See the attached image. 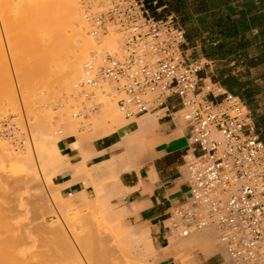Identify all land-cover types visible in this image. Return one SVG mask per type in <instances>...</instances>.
I'll use <instances>...</instances> for the list:
<instances>
[{"label":"built area","instance_id":"obj_1","mask_svg":"<svg viewBox=\"0 0 264 264\" xmlns=\"http://www.w3.org/2000/svg\"><path fill=\"white\" fill-rule=\"evenodd\" d=\"M165 8L154 15L149 0H81L90 35L113 29L122 37L116 51L100 50L84 64L73 88L89 104L80 103L72 117L100 106L91 97L105 85L124 119L178 114L188 129L189 191L164 221L166 241L213 228L231 262L264 264V144L241 100L200 77L209 62H187L185 32L174 15H161ZM171 99L179 102L175 112ZM16 133L0 118V138ZM15 144L25 147L21 138Z\"/></svg>","mask_w":264,"mask_h":264},{"label":"rangeland","instance_id":"obj_2","mask_svg":"<svg viewBox=\"0 0 264 264\" xmlns=\"http://www.w3.org/2000/svg\"><path fill=\"white\" fill-rule=\"evenodd\" d=\"M72 1H76V10L66 12L63 17L73 15L77 17L78 22L72 26L73 28L66 27V29L84 32L87 37H91L89 24L83 18L81 11V0H64V5L69 6ZM35 2L36 0H0V118L8 119L17 127V133L12 138H0V218L5 214H10L7 219L10 221H7L8 224L4 228L6 240L0 242V245L3 248L9 247V249L10 246L13 248L17 245L20 246L21 259L24 255L23 262L27 259L29 264L32 261L29 259H33L32 255H30L32 258L28 257L29 254L36 255V259L34 258L33 261L37 262L32 261L31 264H39L43 256L50 257V255L48 256L51 252L49 249L54 245L53 248L61 250L65 255L61 259L64 263L60 262L59 264H69L70 262L73 264H91L92 262L99 264L100 261V264H121L118 260L122 261V264H153L157 250L154 246L153 236L149 233L153 244V252H151L148 249L149 242L146 236L136 237L122 230L139 229L140 226L132 224L126 218L123 219L118 214V208L110 202L119 193L116 177H114L117 173L116 167L112 166V162H104L91 167L87 166L85 161V165L82 162L74 165L66 164L60 155V153L64 154L61 151L60 143L71 140L76 142V147H82L95 139L104 137L105 132L109 129L108 125L97 124L95 126V122L101 116L109 113L110 108L118 113L123 125L135 120L143 121L149 117L156 119V116L147 114L139 118L124 119L116 108V99L112 100L111 97L103 95L100 90H97L94 91L91 100L99 102L101 105L87 112L86 115L82 114L73 118L72 114L78 112L80 103L89 104L77 93L73 85L72 89L63 87L61 78L59 76L54 78L55 73H53L52 78L50 75L49 78H47L48 75L46 76V83L51 84V91L47 89L48 84L47 88L44 86V82H42L43 85L35 86L36 80L46 73V69L49 70L48 66L51 65V69L57 64L55 62V66H52L50 58L48 59L44 54L50 50L65 52L80 45V41H78L80 38L77 41L71 38L72 40L69 39L61 45L49 42L62 30L59 28L52 30L46 23L41 24L40 20L31 18V7ZM162 13L161 15H163ZM153 14L156 15V13ZM55 16H57V12L52 10L49 17ZM100 35V40H102V36L106 40L96 44L97 47L100 46L101 50H107V46L115 39L118 41H116L117 48L119 47L122 35L117 34L113 29H110L107 34ZM92 59L89 57L84 64ZM55 61L57 60L55 59ZM11 67L15 69L13 72ZM104 88L110 91L109 94L111 93V88L108 85L102 87V89ZM59 121H62L60 123L63 125L57 128L55 124ZM111 135H117L120 138L117 133ZM20 138L25 141L23 149L18 148L15 144V141ZM119 146L118 148L124 151L126 146L122 142ZM76 149L80 151V148ZM67 160L66 158L65 161ZM78 164L80 165L78 166ZM66 168L71 170L74 181L78 182L82 189L77 193L62 197L58 189L54 187L52 180ZM36 216L37 218H35ZM119 222L122 229H119ZM56 223L59 224V230H57L56 225L58 226V224ZM32 233H35V236ZM90 233L92 236L89 235ZM196 234L201 236L207 234L206 237H211L212 243L216 244L217 233L213 228L203 229L191 236ZM101 239L104 241L102 242ZM187 239L189 238L177 241L169 239V248L173 246L175 251L179 250L178 247ZM42 242L43 244H41ZM107 244L109 245L107 246ZM37 245L38 247H36ZM42 245L45 248L48 247V250H45ZM43 248L45 251L42 250ZM100 250L104 252L99 253ZM112 252L115 254L114 256ZM89 254H95V257H91ZM107 255H109L110 261L108 258L104 260ZM64 258H68L70 262L66 263L68 260H64ZM92 258L95 261L91 260ZM113 260H117V263Z\"/></svg>","mask_w":264,"mask_h":264},{"label":"crops","instance_id":"obj_3","mask_svg":"<svg viewBox=\"0 0 264 264\" xmlns=\"http://www.w3.org/2000/svg\"><path fill=\"white\" fill-rule=\"evenodd\" d=\"M159 1L166 7L162 14L174 15L185 32L187 62L199 58L209 62L200 77L216 82L241 100L264 144V0ZM169 106L175 112L179 108L178 100L171 99ZM138 139L141 150L132 152L129 157L132 161L128 166L131 167L125 164H129L125 157L127 145L124 151L117 148L109 156L111 149L122 141L117 135L95 139L82 147H76V142L71 140L61 142L64 154L58 146L57 149L69 165L85 160L91 167L114 159L111 161L117 170L116 185L121 194L110 202L118 208L123 219L140 226L139 229L124 230L119 222V229L136 237L146 236L151 252L153 244L149 233L153 236L157 249L153 264H234L217 241L212 243L211 237L190 235L176 251L173 246L169 248L166 241L164 221L171 209L185 200L189 191L184 168L188 129L179 115L156 117L155 124L141 132ZM52 182L62 197L82 189L69 168Z\"/></svg>","mask_w":264,"mask_h":264},{"label":"bare ground","instance_id":"obj_4","mask_svg":"<svg viewBox=\"0 0 264 264\" xmlns=\"http://www.w3.org/2000/svg\"><path fill=\"white\" fill-rule=\"evenodd\" d=\"M76 8H77V5H76V1H72L70 4H69V6H65L64 5V0H36V2L32 5V7H31V12H30V16H31V18H36V19H38V20H40V23L41 24H44V23H46L47 24V26L49 27V28H51L52 30H55L56 28H59L60 30H62L61 31V33L58 35V36H56V37H54V38H52V40L50 41L49 40V42H51V43H55V44H59V45H61V44H63V43H65V42H67L69 39H71V38H73L74 40H76L77 41V39L78 38H80V39H78V41H80V45H77V46H74L72 49H69V51H62V50H50V51H48L46 54H44V56H46L48 59H49V61L51 62V63H53L52 64V66L54 65L55 66V62H57V64H56V67H54V68H51L50 69V67H51V65L50 66H48L49 67V70H50V72H48L49 70L48 69H46L45 71H46V73H43V76L42 77H40V78H38L37 80H36V84H35V86H40L41 84H42V82H44L43 84H45L44 86L46 87L47 86V84H48V82L46 83V76L48 75V77L47 78H49V75H50V78H52V76L51 75H53V73H55V75H53V77L55 78L56 76H59L61 79H60V81H61V83H62V86L64 87V86H66L67 88L68 87H70L71 89H72V87L74 86V84L76 83V80H78V77L80 76V74H81V71H82V65L84 64V62L86 61V59H88L89 57H91V58H94V57H96L98 54H99V52H100V46L99 47H97L98 45H96L97 43L99 44L100 42H104V41H106L105 40V38L103 39L102 37H101V39L102 40H100V34H97V35H91V37L89 36V37H87L86 36V33H84V32H74V30L73 29H71V30H67L66 29V27H72L75 23H77L78 22V19H77V17L76 16H73V15H68V16H65V17H63V14H65L66 12L68 13V12H73L74 10H76ZM52 10H54V11H56L57 12V16H55V17H49V14H50V12H52ZM80 21V20H79ZM85 23V22H84ZM81 24H82V22L80 23V26H81ZM85 25H86V23H85ZM83 26V25H82ZM86 27V26H85ZM73 28V27H72ZM87 28V27H86ZM80 30V29H79ZM78 30V31H79ZM110 37H111V35H110ZM91 38H93V39H91ZM72 40V39H71ZM117 40L115 39L114 41H112L111 43H110V45H108L107 46V51L108 52H114L115 50H116V48H117V42H116ZM75 43V42H74ZM77 43H79V42H77ZM54 44V45H55ZM71 46V45H70ZM116 47V48H115ZM68 48H69V46H68ZM67 48V49H68ZM102 48V47H101ZM54 51V52H53ZM52 52H53V54H52ZM49 56V57H48ZM52 56H53V58H55L57 61H55V59H53L52 58ZM53 59V61H51ZM12 69V72L15 70L14 69V67H11ZM38 69V68H37ZM53 69V70H52ZM56 71H55V70ZM39 71H40V69H39ZM53 71V72H52ZM55 71V72H54ZM10 73V72H9ZM8 73V74H9ZM49 73V74H48ZM50 73H52V74H50ZM45 78V80L43 81V79ZM42 79V80H41ZM38 81H39V83H38ZM39 84V85H38ZM42 84V85H43ZM50 85L51 84H48V88L47 89H50V91H51V87H50ZM73 85V86H72ZM69 88V89H70ZM100 92H101V94H103V95H108L109 94V92L110 91H108V89L107 88H104V89H102V90H100ZM49 94H50V92H49ZM3 106V105H2ZM1 108V107H0ZM60 119V118H59ZM63 119V118H62ZM62 119H60V120H62ZM99 120V121H98ZM96 122H95V126H97V124L98 125H100V126H107L108 125V127H109V129L105 132V136H109V135H111V134H114V133H117V134H119V136H120V138H121V142L123 143V145H127V147H128V150H125V151H128V152H126L127 153V155L125 156L126 158L128 157V160L126 161V162H129L130 160H129V157H131L132 156V152H136L137 150L138 151H140L139 150V139H138V136L140 135V133L141 132H144V131H146V130H148L152 125H154L155 124V119H153V118H151V117H149L148 119H146V120H143V121H141L140 119V121H131L130 123H128V124H124L123 125V123H122V120L120 119V116L118 115V113L116 112V111H113V109L112 108H110L109 109V113H107V114H105V115H103V116H101L99 119H98ZM60 122H62V121H59V123L57 124H55L56 126H57V128L58 127H60V125L62 126L63 125V123H60ZM54 125V126H55ZM53 126V127H54ZM55 126V127H56ZM104 136V137H105ZM120 143V142H119ZM118 144H117V146L115 145V147H116V149L118 148ZM114 147V146H113ZM115 147H114V149L112 148L111 149V151H110V154H109V156L111 157L112 155H113V151L115 150ZM120 147V146H119ZM127 147H125V148H127ZM124 148V147H123ZM125 153V152H124ZM123 153V154H124ZM125 153V154H126ZM115 158V157H114ZM113 159V158H112ZM111 159V160H112ZM122 158H120V160H121ZM124 159V158H123ZM110 160V159H109ZM107 161V162H112L111 160L110 161ZM84 161L85 160H82L81 162L82 163H84ZM115 161H117V160H115ZM122 161V160H121ZM120 161V162H121ZM132 161V160H131ZM130 161V162H131ZM106 162V161H105ZM130 162H129V164L128 163H125V164H127V167H131V166H128V165H131L130 164ZM115 163V162H114ZM122 163L124 164V162L122 161ZM1 164V163H0ZM116 164H117V162H116ZM119 164V163H118ZM80 164H78V166H79ZM84 165H85V163H84ZM82 166V165H81ZM119 166H120V164H119ZM122 167L124 168V166L122 165ZM119 168H121V167H119ZM118 168V169H119ZM126 170H127V168H125ZM118 171H122V170H118ZM116 172H117V170H116ZM116 175V174H115ZM0 177H1V172H0ZM114 177H116V176H114ZM73 180V179H72ZM121 194V192L119 191V193L117 194L118 196ZM41 196V195H40ZM39 196V197H40ZM39 197H38V199H37V201L39 200ZM40 200H41V197H40ZM36 201V202H37ZM86 206V205H85ZM84 206V207H85ZM81 208V207H80ZM83 208V207H82ZM79 209V208H78ZM10 210V209H9ZM79 211H81L80 209H79ZM10 212V211H9ZM9 213L8 214H5V216L3 217L2 216V218H0V242H2L4 239L6 240V238H4V228L7 226V219L9 218ZM41 215V214H40ZM79 215V214H78ZM39 216V215H38ZM80 216V215H79ZM84 217V216H83ZM35 218H37V216L35 217ZM42 219V218H41ZM40 219V220H41ZM38 220V219H37ZM10 221V220H9ZM8 221V222H9ZM35 221V220H34ZM43 223V222H42ZM42 223H40V224H42ZM45 223V222H44ZM10 224V223H9ZM35 224V223H34ZM37 224V223H36ZM39 224V223H38ZM39 224V225H40ZM56 224H58V223H56ZM54 225V224H53ZM44 226V225H43ZM42 226V227H43ZM39 227V226H38ZM56 227L58 228L59 227V224H58V226L56 225ZM33 228H35V227H33ZM40 228V227H39ZM45 228V227H44ZM55 228V227H54ZM57 228H55V229H57ZM36 229H37V227H36ZM54 229V230H55ZM60 228H58L57 230H59ZM207 229V228H206ZM50 231V230H49ZM201 231V230H200ZM200 231H196V232H200ZM61 232H62V230H61ZM89 232H91V231H89ZM88 232V233H89ZM94 232V231H93ZM196 232H194V233H196ZM41 233V232H40ZM83 233V232H82ZM95 233V232H94ZM94 233H93V235H94ZM97 233V232H96ZM33 235L35 234V233H32ZM57 234V233H56ZM39 235V234H38ZM89 235H91L92 236V234L90 233ZM95 235H97V234H95ZM35 236V235H34ZM98 236V235H97ZM96 236V237H97ZM190 236V235H189ZM204 236H205V238H207L206 236H207V234H204ZM28 237V236H27ZM86 237V236H85ZM95 237V238H96ZM26 238V237H25ZM34 238H36V237H34ZM46 238H47V236H46ZM45 238V239H46ZM27 239V238H26ZM26 239H23V241H26ZM39 239V238H38ZM43 239V238H42ZM98 239V238H97ZM100 239V238H99ZM98 239V240H99ZM184 239V238H183ZM66 240V239H65ZM92 240V239H91ZM10 241V240H9ZM33 241V240H32ZM36 241H37V239H36ZM62 241V240H61ZM101 241L103 242L104 240H102L101 239ZM198 241V240H197ZM31 242V241H30ZM40 242V241H39ZM38 242V243H39ZM44 242H47V241H44ZM68 242V241H67ZM98 241H96V243H97ZM106 242V241H105ZM92 243V242H91ZM90 243V244H91ZM94 243H95V241H94ZM107 243H108V241H107ZM1 244V243H0ZM22 244H24V243H22ZM31 244V243H30ZM35 244H37V243H35ZM41 244H43V242L41 243ZM47 244V243H46ZM49 244H51V243H49ZM56 244V243H55ZM98 244V243H97ZM104 244V243H103ZM20 245H21V243H20ZM25 245V244H24ZM23 245V246H24ZM57 245V244H56ZM67 245V244H66ZM92 245H94L95 246V244H92ZM109 244H107V246H108ZM15 246H16V244H15ZM43 246V245H42ZM47 246H49L48 244H47ZM55 246V245H54ZM53 246V247H54ZM60 246V245H59ZM89 246V245H88ZM11 248L9 249V247H5V248H3L2 247V245H0V264H22V263H24V264H29V262L28 261H26L27 259H25V261L23 262V256H22V259H21V249H19L20 248V246H16V247H18V248H16V247H12V246H10ZM36 247H38V245L36 246ZM35 247V248H36ZM44 247V246H43ZM51 248V249H49L51 252H49V254H48V256L50 255V257H44L43 256V258H41L40 259V262H39V264H59L60 262H62V260L61 259H63V257L62 256H65L64 255V253H62V251L60 250L59 251V249L57 250V249H55V248ZM81 247V246H80ZM6 248H8V249H6ZM15 248H16V250H15ZM45 248V247H44ZM44 248L42 249V250H44ZM49 248H50V246H49ZM99 248V247H98ZM102 248V247H101ZM25 249V248H24ZM38 249V248H37ZM48 250V247L47 248H45V250ZM92 249V248H91ZM44 250V251H45ZM86 250V249H85ZM108 250H110V249H108ZM107 250V251H108ZM37 251V250H36ZM44 251H43V253H44ZM70 251V250H69ZM81 251H82V249H81ZM84 251V250H83ZM88 251V250H87ZM93 252H94V250H92ZM113 251H115V252H117L116 250H113ZM23 252V251H22ZM41 252V251H40ZM74 252V251H73ZM102 251L100 250V252L99 253H101ZM104 252V251H103ZM102 252V253H103ZM30 253V252H29ZM28 253V254H29ZM32 253V252H31ZM85 253V252H84ZM110 253V252H109ZM113 253V252H112ZM46 254V253H45ZM44 254V255H45ZM96 254V253H95ZM95 254H89L91 257L93 256V257H95L94 255ZM30 255H32L33 256V259L35 258V256L36 255H33V254H29V256L28 257H30ZM77 255V254H76ZM98 255V254H97ZM105 255V254H104ZM115 254L113 253V256H114ZM67 256V255H66ZM78 256V255H77ZM109 255H107L106 256V258L104 259V260H106L107 258L109 259V257H108ZM83 257V256H82ZM116 257H118V256H116ZM25 258V257H24ZM27 258V257H26ZM30 258H32V257H30ZM78 258V257H77ZM83 258H85V257H83ZM99 258V257H98ZM97 258V259H98ZM102 258V257H101ZM110 258H112V257H110ZM120 258V257H119ZM33 259H29L30 261L32 260L33 261ZM36 259V258H35ZM38 259V258H37ZM65 259H67L68 260V258H64V260ZM70 260H71V258H69ZM74 259V258H73ZM88 259V258H87ZM94 259H96V258H94ZM114 259H115V257H114ZM78 260H79V258H78ZM91 260H93V258L91 259ZM112 260V259H111ZM120 260H121V258H120ZM31 261V263H35V262H37V261H33L32 262ZM93 261H95V260H93ZM109 261H110V259H109ZM114 261V260H113ZM113 261H112V263H113ZM117 261V260H116ZM116 261H114L115 263H117ZM25 262H27V263H25ZM67 262H70L69 260L68 261H66V263ZM101 262V261H100ZM100 262H98L99 264H100ZM108 262V261H107ZM106 262V263H107ZM118 262H121V264H122V261H119L118 260ZM30 263V264H31ZM62 263H64V262H62ZM73 264V262H70L69 264ZM77 263V262H76ZM90 263H91V261H90ZM103 263V262H102ZM37 264V263H36ZM91 264H95L94 262H92ZM114 264V263H113ZM118 264V263H117Z\"/></svg>","mask_w":264,"mask_h":264},{"label":"trees","instance_id":"obj_5","mask_svg":"<svg viewBox=\"0 0 264 264\" xmlns=\"http://www.w3.org/2000/svg\"><path fill=\"white\" fill-rule=\"evenodd\" d=\"M151 1H153V0H149V2H150V8L152 7L151 6ZM157 1V5L153 8H151L152 9V13H155V9L157 8V7H160V6H162V4H160V1L159 0H156Z\"/></svg>","mask_w":264,"mask_h":264}]
</instances>
